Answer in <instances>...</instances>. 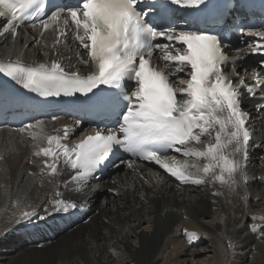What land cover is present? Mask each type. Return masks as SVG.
Masks as SVG:
<instances>
[{
    "label": "snow or ice",
    "instance_id": "6c2138e0",
    "mask_svg": "<svg viewBox=\"0 0 264 264\" xmlns=\"http://www.w3.org/2000/svg\"><path fill=\"white\" fill-rule=\"evenodd\" d=\"M42 3L43 0H0V18H6L0 24V36L15 41L25 18H33L35 12L33 28L37 24L43 30L56 26L55 45L66 42L71 32L79 46L87 50L94 70L84 75L66 71L59 60L25 67L17 58L0 61V72L45 97L82 94L89 98L92 109L110 112L117 119L114 128L96 130L75 142L69 139L73 134L69 125L58 129L57 135H47V146L34 152L35 156L49 158L44 160L41 172L47 169L56 175L58 165L63 163L73 171L72 182L84 183L120 147L136 158L122 161L129 168L138 160L152 162L185 184L199 186L219 181L231 187L237 184L238 173L248 181L243 168L251 134L246 126L249 114L242 110L241 89L255 96L256 89L264 91V87L247 84L238 73V83H234V78L225 74L238 57L229 54L231 46L225 45L220 34L209 28L177 32L171 20L166 27L160 20L167 6L158 4V0H78L71 6H52L46 18H41L45 12ZM170 3L199 7L205 0ZM234 31L241 40L252 38L244 50L264 58V25L256 31ZM154 53L163 67L152 65ZM82 62L87 66L89 61ZM180 73L188 79L183 81ZM173 78L175 84L170 82ZM42 125L43 121H37L35 126ZM32 127L25 125L20 131ZM31 134L37 138L36 133ZM205 135L210 142L203 149L191 146L200 144ZM172 152L201 158L206 163L196 167L175 162L174 157L168 159ZM61 196V192L55 193L50 204L53 212L80 207ZM35 216L36 211H26L18 220L23 225L31 223ZM251 219L256 221L257 217ZM259 219L264 220V216ZM182 231L189 242L200 238L196 232Z\"/></svg>",
    "mask_w": 264,
    "mask_h": 264
},
{
    "label": "bare ground",
    "instance_id": "6f19581e",
    "mask_svg": "<svg viewBox=\"0 0 264 264\" xmlns=\"http://www.w3.org/2000/svg\"><path fill=\"white\" fill-rule=\"evenodd\" d=\"M30 35L19 31L15 41L1 38L8 44L0 47V56L33 63L70 54L68 46H52V35H45L39 47ZM41 121L42 127L35 124L26 135L0 131V264H264V220L259 219L264 216V145L254 144L259 153L244 172L248 181L238 173L231 187L120 170L76 192L66 184V172H41L42 154L34 152L64 125ZM256 122L264 127V118ZM194 160L197 167L206 163ZM57 191L61 199L80 205L76 209L83 211V219L73 214L75 209L52 211ZM26 211L37 216L21 225L18 218ZM183 229L200 238L189 242Z\"/></svg>",
    "mask_w": 264,
    "mask_h": 264
}]
</instances>
